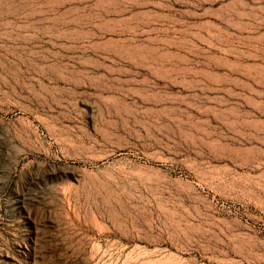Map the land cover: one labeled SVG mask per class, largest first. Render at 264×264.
Returning <instances> with one entry per match:
<instances>
[{"label": "rangeland", "instance_id": "rangeland-1", "mask_svg": "<svg viewBox=\"0 0 264 264\" xmlns=\"http://www.w3.org/2000/svg\"><path fill=\"white\" fill-rule=\"evenodd\" d=\"M117 106L207 201L94 160ZM253 234L264 0H0V264H264Z\"/></svg>", "mask_w": 264, "mask_h": 264}, {"label": "bare ground", "instance_id": "bare-ground-1", "mask_svg": "<svg viewBox=\"0 0 264 264\" xmlns=\"http://www.w3.org/2000/svg\"><path fill=\"white\" fill-rule=\"evenodd\" d=\"M111 113L118 120L112 124L113 131L105 136V143H110L113 145V139L122 138L123 127H125L124 130H126L130 128L132 124L135 126L136 124L143 125L144 127L147 125L143 121V115H140L138 112L133 111L128 107L124 108L117 106L111 110ZM130 148L131 147L129 144L120 141L119 143L113 145L110 150L102 153L97 159L94 160L112 163V167L117 166L119 169H122L125 173L130 175L133 180L139 182L140 184L147 186L177 184L180 189V193L184 198H187L188 200L195 203L207 201V199L200 194V191L203 190L201 184L196 185L189 180L186 181L181 176L176 179L172 171L165 169L167 166L165 160L153 155H146L145 161H142L140 154L133 152V150ZM253 235V237L246 235L247 238L243 239V243L245 245H253L255 243L254 245H262L264 247V240L260 236L258 237L255 234Z\"/></svg>", "mask_w": 264, "mask_h": 264}]
</instances>
